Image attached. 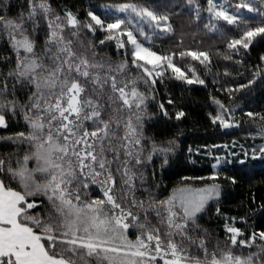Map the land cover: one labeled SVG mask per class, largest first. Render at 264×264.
Returning <instances> with one entry per match:
<instances>
[{
  "label": "snow or ice",
  "instance_id": "1",
  "mask_svg": "<svg viewBox=\"0 0 264 264\" xmlns=\"http://www.w3.org/2000/svg\"><path fill=\"white\" fill-rule=\"evenodd\" d=\"M257 44L264 0H0V264H264V197L250 185L234 215L221 207L264 144L251 159L227 143L185 152L186 112L166 86H207L215 56L212 82L224 78L230 100L264 89V53L245 61ZM210 99L214 125L264 137V110ZM155 125L167 138L148 134ZM220 147L231 161L164 187L169 169ZM213 205L222 236L205 219Z\"/></svg>",
  "mask_w": 264,
  "mask_h": 264
},
{
  "label": "trees",
  "instance_id": "2",
  "mask_svg": "<svg viewBox=\"0 0 264 264\" xmlns=\"http://www.w3.org/2000/svg\"><path fill=\"white\" fill-rule=\"evenodd\" d=\"M16 0H13V4H15ZM79 0H53V6L56 7L63 3H78ZM112 0H97V3H110ZM116 2H121V0H116ZM201 4L202 8L206 10L207 8V0H198ZM233 4H239L240 0H231ZM86 6V5H84ZM17 9L14 7L12 9L11 14H15ZM207 15L206 11L204 13ZM247 15H252L249 13H245ZM189 13L185 11L183 13V18L188 17ZM190 31H195V28L190 29ZM199 35H203L200 33ZM199 38V37H198ZM211 39L205 37V42L210 43ZM190 42V41H189ZM161 49H167L168 42L164 41L162 45H160ZM260 53H264V45L257 44L250 52L245 56V61L247 66H252L254 64H259V55ZM223 63H217V59L213 57V66L212 73L203 74L204 78L208 81L207 86L203 85H186L179 81H171L167 82V90L176 98L177 105L183 106L184 111L186 112V117L183 118V123L178 125L179 129L183 130V139L181 144L187 152L188 146H192L195 149L197 146L204 145H223L227 143L229 147H232V142L235 140L236 146L234 151H238L237 155L240 158H243L241 155V145L249 150V158L251 159V149L258 147L261 144H264V137H261L257 134L258 129L255 125L250 123H243L239 127H233L231 129L220 128L218 125H214L209 117V112L215 114L216 106L211 103L210 96H216L218 99L223 101L225 105L230 103L240 104L241 106L247 105L252 111H262L264 110V89L256 88L253 89L251 94H243L236 93V99L233 102L227 96V93L224 91H220L219 89L225 85L224 78H219L218 83H213L214 77L213 73L219 70L223 71L224 68ZM264 67V65H261ZM201 71V69H198ZM235 75V73H234ZM250 78V77H249ZM230 81V78H229ZM243 82V81H241ZM161 93L164 92V86L161 87ZM241 95H245V99L241 100ZM183 97V100L180 98ZM164 99H167L165 96ZM172 109H170L171 111ZM239 118V114H238ZM174 120V117H173ZM12 131L19 130L17 128L11 129ZM163 129L160 125H155L149 128L148 134L151 135L155 133L158 139H165L167 135L170 133H164ZM2 134V133H0ZM9 149L0 147V151H8ZM205 149L202 148L200 153H195L191 160L196 161L195 164H181L169 169L166 173H164L163 185L164 187L170 191L172 187L179 186L181 184V180L183 177H192V176H206L211 171V164L213 161V156H222L227 152V149L220 147L217 149H210L211 155H205ZM230 166V165H229ZM264 162L260 160V158L256 157L255 162V174L251 177L250 180H246L242 185L233 189L232 196L221 205L222 209L225 211H229L230 214H235L238 210V203L241 199L245 198L248 195L249 186H252V191L256 193L257 201H260L262 197H264V186L261 185V181H264ZM188 183H193L191 180L187 181ZM198 186V185H197ZM166 195L167 192H164ZM211 216L212 224L217 227L218 233L222 236V222L215 216V205L209 211V214L205 216V219Z\"/></svg>",
  "mask_w": 264,
  "mask_h": 264
},
{
  "label": "rangeland",
  "instance_id": "3",
  "mask_svg": "<svg viewBox=\"0 0 264 264\" xmlns=\"http://www.w3.org/2000/svg\"><path fill=\"white\" fill-rule=\"evenodd\" d=\"M218 2H225L226 3L227 0H218ZM240 11L243 12V13H247V9H241ZM229 149H231L232 151H234V148H232V147H229ZM234 152L236 153V155L239 154L238 151H234ZM222 156H228L229 161L232 160V157L229 156V150L228 149H227V152L224 155H222Z\"/></svg>",
  "mask_w": 264,
  "mask_h": 264
}]
</instances>
